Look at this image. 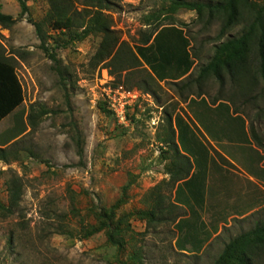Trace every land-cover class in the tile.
<instances>
[{
  "label": "rangeland",
  "instance_id": "rangeland-1",
  "mask_svg": "<svg viewBox=\"0 0 264 264\" xmlns=\"http://www.w3.org/2000/svg\"><path fill=\"white\" fill-rule=\"evenodd\" d=\"M109 1L103 13L130 46L148 17L153 26L182 30L192 70L151 95L116 86L134 94L129 122L119 124L99 107L107 109L105 92L114 88L108 69L92 60L101 36L77 39L96 0H73L72 27L62 31L45 21L49 0H27L21 17L16 0H0V13L16 19L0 26V59L13 64L23 91L22 103L0 122L7 152L0 161V264H134L135 251L142 264H215L264 216V82L254 64L246 78L225 74L222 86L212 76L198 78L216 47L239 36L249 9L264 0H249L224 31L220 15L173 11L171 0ZM28 20L41 24L56 64ZM176 115L207 152L199 155L206 160V175L196 181L203 180L200 200L182 181L170 182L172 153L160 140ZM155 205L161 213L152 222L135 215ZM251 262L264 264V248Z\"/></svg>",
  "mask_w": 264,
  "mask_h": 264
},
{
  "label": "trees",
  "instance_id": "trees-1",
  "mask_svg": "<svg viewBox=\"0 0 264 264\" xmlns=\"http://www.w3.org/2000/svg\"><path fill=\"white\" fill-rule=\"evenodd\" d=\"M20 9V17L27 13V0H16ZM249 0H211L206 3L188 2L185 0H171L170 8L174 11L179 8L194 11L198 17L203 12L210 16L220 15L222 18V31L232 27L241 16L242 10L249 7ZM94 9L88 12V20L77 39L81 40L92 33L101 36L97 50L92 57L96 64L103 63L109 74L114 78V88L125 86L127 89H138L146 94H153L160 83L177 84L190 74L193 62L189 54V43L182 30L172 23L153 26L148 18L140 32L138 43L129 45L121 40L117 31L112 29V20L103 11L112 6L109 0H96ZM90 7L89 4H82ZM73 0H49V10L45 17L52 30H70L73 24ZM249 21L243 26L239 36L230 38L219 44L210 62L202 67L198 73L199 79L212 76L221 86L224 75L230 78H246L251 71L250 64H254L257 73L264 82V3L255 9H249ZM16 19L10 15L0 13V26L10 28ZM35 29L40 47L48 54L55 64L58 62L53 54L48 53L46 37L41 24L28 20ZM250 61V62H249ZM57 70L59 67L57 66ZM225 72V73H224ZM23 101V91L17 78L15 68L8 60L0 59V122L13 112ZM101 111L111 114L103 106ZM41 114L47 112L41 108ZM169 131L161 138V142L169 147L172 153L168 174L172 184L182 181V185L194 199H201L203 180L196 181L198 176L206 175V160H200L207 154L201 153L203 146L192 143L193 138L187 137L189 128L184 124L179 115L175 116L174 124L171 118L167 119ZM199 147V148H198ZM79 160L82 158V148H78ZM200 155V156H199ZM0 161L7 162V152L0 148ZM196 171L191 174L193 168ZM191 175V176H190ZM194 181V182H192ZM198 200V201H199ZM160 206L155 205L147 211H138L135 215L147 218L148 221L160 215ZM264 211V208H263ZM158 212V214H157ZM92 226L86 230V237L100 230ZM112 239V235L109 236ZM118 245L116 240H113ZM264 248V216L258 220L254 228L230 241L218 257L215 264H253L251 257L256 256ZM141 253L135 251L131 259L134 264L141 263Z\"/></svg>",
  "mask_w": 264,
  "mask_h": 264
},
{
  "label": "built area",
  "instance_id": "built-area-1",
  "mask_svg": "<svg viewBox=\"0 0 264 264\" xmlns=\"http://www.w3.org/2000/svg\"><path fill=\"white\" fill-rule=\"evenodd\" d=\"M133 90H124L122 87L119 88H107L105 92L106 106L111 112L112 116L116 119L119 124H127L129 122L128 117V102ZM136 93L137 90H134Z\"/></svg>",
  "mask_w": 264,
  "mask_h": 264
}]
</instances>
